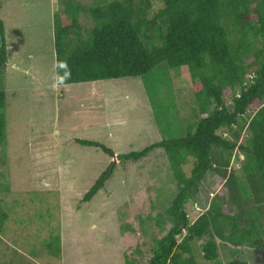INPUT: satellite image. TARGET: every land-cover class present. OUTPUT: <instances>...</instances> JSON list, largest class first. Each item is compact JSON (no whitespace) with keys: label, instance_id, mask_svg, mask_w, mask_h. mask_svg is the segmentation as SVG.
Returning <instances> with one entry per match:
<instances>
[{"label":"rangeland","instance_id":"rangeland-1","mask_svg":"<svg viewBox=\"0 0 264 264\" xmlns=\"http://www.w3.org/2000/svg\"><path fill=\"white\" fill-rule=\"evenodd\" d=\"M78 1L96 5L112 0ZM151 4V16L164 7L161 0ZM60 11V0H0L8 47L0 81L7 115V139L0 147V184L5 188L0 191V209L9 216L0 233V264H126L127 259L147 264L155 240L166 235L155 218L170 207L177 186L162 149L137 162H121L117 155L140 151L165 137L150 99L167 112H177L180 121L166 122L165 129L184 135L183 126L195 120L192 80L185 68L172 69L163 63L147 80L67 85L62 95L52 87L56 78L53 23ZM80 22L85 35L92 21L82 14ZM233 96L225 97L230 108ZM219 133L228 134L227 130ZM77 139L100 142L115 156L82 146ZM215 152L222 156L221 149ZM237 156L236 149L229 172L240 169L242 156L239 160ZM112 163L114 171L104 188L83 203L84 195ZM192 163L184 166L187 175ZM224 183L216 172L208 173L202 191L186 205L192 222L208 209ZM170 227L167 223L166 229ZM58 234L61 252L54 256L46 244ZM218 245L221 263L264 264V241L259 248ZM195 253L196 264H218L205 261L199 247Z\"/></svg>","mask_w":264,"mask_h":264},{"label":"trees","instance_id":"trees-1","mask_svg":"<svg viewBox=\"0 0 264 264\" xmlns=\"http://www.w3.org/2000/svg\"><path fill=\"white\" fill-rule=\"evenodd\" d=\"M161 1L164 7L151 16V0H112L96 5L60 0L61 11L54 14L53 23L56 61H66L71 70L67 85L140 77L147 80L163 63L189 72L195 120L183 126L184 135L165 129L166 122L180 121L177 112H167L168 108L162 109L150 99L165 137L140 151L117 155L121 162H137L162 149L177 186L170 207L155 218L166 235L155 240L147 264H196L198 247L205 261L246 264L239 260L221 263L218 243L259 248L264 241V0ZM82 14L93 24L85 35ZM7 63L5 27L0 21V81ZM58 75H63V69L56 65ZM144 84L149 93L150 84ZM64 89L59 88L62 95ZM229 93H234L231 108L225 99ZM250 110L253 115H249ZM220 130L228 134H220ZM6 139V92L0 89V147ZM76 142L115 156L113 149L100 142ZM215 148L222 150L221 157ZM236 149L237 159L242 156L240 169L229 172ZM191 160L193 167L187 175L184 166ZM114 167L112 163L100 174L83 203L92 201L104 188ZM210 171L225 183L208 209L192 222L186 205L202 191ZM4 189L0 184V191ZM8 217L0 209V233ZM167 223L171 224L168 230ZM60 241L58 234L46 244L54 256L61 252ZM126 264L140 263L127 259Z\"/></svg>","mask_w":264,"mask_h":264},{"label":"clouds","instance_id":"clouds-1","mask_svg":"<svg viewBox=\"0 0 264 264\" xmlns=\"http://www.w3.org/2000/svg\"><path fill=\"white\" fill-rule=\"evenodd\" d=\"M56 65L59 68L63 69V75H58L54 79L53 84H52L53 89H59L61 87H66L67 86L66 82L68 80H70V78H71V70L68 68L66 61L57 60ZM189 218H190V216H189Z\"/></svg>","mask_w":264,"mask_h":264}]
</instances>
